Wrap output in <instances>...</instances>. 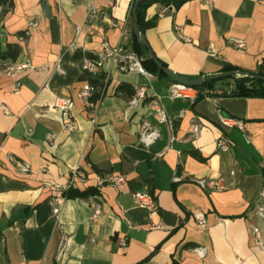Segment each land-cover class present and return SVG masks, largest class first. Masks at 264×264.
<instances>
[{"label":"crops","instance_id":"1","mask_svg":"<svg viewBox=\"0 0 264 264\" xmlns=\"http://www.w3.org/2000/svg\"><path fill=\"white\" fill-rule=\"evenodd\" d=\"M5 1L0 264H264V98L230 96L236 79H224L195 102L172 100L169 78L125 74L102 60L103 42L132 49L136 0ZM163 6L155 2L142 10L143 34L170 71L191 80L225 73V66L264 73V0H189L174 16L159 19ZM176 27L191 43L178 37ZM231 39L243 40L245 49L233 47ZM211 45L218 59L209 55ZM57 60L63 74L5 71L12 64L51 66ZM86 62L98 66L97 75L84 70ZM87 85L94 101L101 97L95 126L78 97ZM137 86L147 88L148 98L130 107ZM58 98L75 103L70 135L62 131L59 112H44ZM153 99L167 123L159 124L150 109ZM222 116L243 121L244 130L223 127ZM145 120L159 133L150 147L140 141ZM194 121L201 125L196 137ZM222 137L229 142L226 152L217 148ZM10 158L30 173H19ZM76 168L88 181L73 190L94 188L98 194L67 199L57 221L49 187L67 185ZM106 174L122 175L126 184L97 187V177ZM199 180L220 181L223 189L203 190ZM134 192L152 193L155 209L139 207ZM91 201L101 204L96 221ZM199 212L206 216L205 230L193 218Z\"/></svg>","mask_w":264,"mask_h":264},{"label":"built area","instance_id":"2","mask_svg":"<svg viewBox=\"0 0 264 264\" xmlns=\"http://www.w3.org/2000/svg\"><path fill=\"white\" fill-rule=\"evenodd\" d=\"M177 8L173 4L164 5L163 8L158 13V18L163 19L167 17H172L176 13ZM176 33L178 37L186 43H191V40L184 36L183 30L180 27H176ZM231 44L233 47L237 49H245L246 43L243 40L238 39H231ZM208 53L211 57L218 59V54L214 48V46H210ZM101 58L102 60H111L114 65H117L118 69L125 74H136L142 75L149 79H152L154 76L149 73L142 64V59L140 56L133 51L132 49L126 48L124 45L120 44L118 47H111L107 42L102 43V51H101ZM84 70L92 75H97L98 73V66L93 62H86L84 64ZM5 71L9 75L21 74L24 72L30 71H40V72H48L52 73H59L63 74V68L61 66L60 60L54 62L51 66L50 65H42L39 67L33 66L29 62H24L21 64H12L5 68ZM18 89L16 88V91ZM93 93L94 89L87 85L79 92V99L83 103L84 108L90 118V121L93 126L96 124L98 110H99V102L101 101V97L97 98V100H93ZM170 98L172 100H188L195 102L200 97H205L210 91H202L198 88H193L190 86L181 85L178 83H172L169 88ZM147 88L143 86H137L135 90V94L133 98L129 102L130 107H136L139 103L147 100ZM1 109L8 114V109L4 106H0ZM150 109L159 117L158 122L159 124L167 123V117L163 110V108L157 103L156 100H151L149 103ZM75 108V103L72 99H55L54 102L50 105L45 106V111L48 110H55L59 112L60 115V122L62 126L63 133L70 135L76 130V125L74 122L73 111ZM220 122L223 127L225 128H238L239 130H244V123L241 120H233L227 117H220ZM142 132L140 133V141L146 146L150 147L152 144L159 137L158 130L154 128L148 120H145L142 125ZM201 130V125L197 122H193L192 132L193 135L196 137L199 135ZM48 142L50 144L54 143L55 135L49 134ZM229 142L226 140L225 137H222L217 142V148L219 151L226 152L229 149ZM10 163L15 167V169L21 174H28L30 173L31 169L28 165L16 160L15 158H10ZM88 181V176L86 173L80 169L76 168L71 176L70 180L67 185H61L58 183H54L49 187V191L54 195L50 200V203L53 208V215L54 218L59 220V216L61 213L62 205L67 200L68 193L73 190L74 186L78 183H86ZM97 187L101 188L103 186H114L117 188H121L126 184V178L122 175H115V174H106L102 177H97ZM176 182H180V178H175ZM198 185L201 189H214V190H221L223 189L220 181H206V180H199ZM264 196V194H261ZM132 197L135 203L141 207L148 210H154L156 205L155 201L149 193L143 192H134L132 193ZM91 207L93 210L92 220L96 221L99 218V213L101 211V204L96 201H91ZM259 215L264 217V210L259 208ZM194 220L197 222L198 226L205 230L208 227V223L206 220V216L204 213L199 212L193 216ZM17 231V230H16ZM253 233L256 236V240L259 246H262L260 242V233L258 229H253ZM125 243L123 242V245ZM198 256L203 257V251L201 249L194 250Z\"/></svg>","mask_w":264,"mask_h":264},{"label":"trees","instance_id":"3","mask_svg":"<svg viewBox=\"0 0 264 264\" xmlns=\"http://www.w3.org/2000/svg\"><path fill=\"white\" fill-rule=\"evenodd\" d=\"M187 1L189 0H146L145 2H143L140 5L139 10H138L139 27H140L141 32L143 33V29H144L142 10L146 6L152 5L155 2H160L162 5L173 4L176 8H180ZM5 2H6L5 0H0V6H3ZM131 39H132V50L135 51L142 59V64L145 70H147L149 73H151L154 76L167 78L149 58L147 51L140 45V43L137 41L134 34L131 35ZM234 71H239V70H237L236 68L230 67V66H225L223 68V72H234ZM257 75L264 77V73L261 69L258 70ZM217 82L219 81L209 82L205 84L203 87L198 88V89L202 91L203 90L210 91V88ZM234 82H235V90L230 93V96L243 97V98H264V82L263 81L253 80L249 78H240V79L234 80ZM97 194L98 192L94 188L87 189L84 192H79L77 190H71L68 193L67 199H70V198L87 199L89 197H94ZM149 194L151 195L152 193H149Z\"/></svg>","mask_w":264,"mask_h":264},{"label":"water","instance_id":"4","mask_svg":"<svg viewBox=\"0 0 264 264\" xmlns=\"http://www.w3.org/2000/svg\"><path fill=\"white\" fill-rule=\"evenodd\" d=\"M145 1L146 0H136L135 4L133 6V9H132L133 33H134L137 41L140 43V45L147 51L149 58L152 60V62L155 64V66L171 81H173L174 83H178V84L185 85V86H190L193 88H201L209 82L224 80V79L249 78V79L264 82L263 76H260L257 74H250V73H246V72H240V71L225 72V73L210 76V77L202 76L196 80H191V79L182 78L181 76H179V75L175 74L174 72L170 71L169 69H167L155 57V55L153 54V52L151 51V49L147 43L145 35L141 32L140 27H139L138 10H139L140 5Z\"/></svg>","mask_w":264,"mask_h":264}]
</instances>
